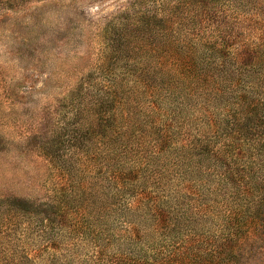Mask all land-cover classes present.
I'll return each mask as SVG.
<instances>
[{
    "label": "rangeland",
    "instance_id": "374dc122",
    "mask_svg": "<svg viewBox=\"0 0 264 264\" xmlns=\"http://www.w3.org/2000/svg\"><path fill=\"white\" fill-rule=\"evenodd\" d=\"M0 213L32 264H264V0H0Z\"/></svg>",
    "mask_w": 264,
    "mask_h": 264
},
{
    "label": "trees",
    "instance_id": "16d2710c",
    "mask_svg": "<svg viewBox=\"0 0 264 264\" xmlns=\"http://www.w3.org/2000/svg\"><path fill=\"white\" fill-rule=\"evenodd\" d=\"M140 21H138L139 23ZM137 23V22H136ZM21 204L27 205L30 201L26 199H18ZM35 205H46L47 204H37L35 202L31 203ZM47 210L44 215L38 216L41 220L49 219L47 217ZM13 223L12 219L4 217L0 213V264H29L35 263L36 256L33 255L25 246H23V241L16 235L15 229L10 228Z\"/></svg>",
    "mask_w": 264,
    "mask_h": 264
}]
</instances>
